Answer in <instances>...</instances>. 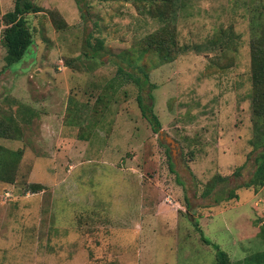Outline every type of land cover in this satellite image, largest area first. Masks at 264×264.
I'll list each match as a JSON object with an SVG mask.
<instances>
[{
    "label": "rangeland",
    "instance_id": "1",
    "mask_svg": "<svg viewBox=\"0 0 264 264\" xmlns=\"http://www.w3.org/2000/svg\"><path fill=\"white\" fill-rule=\"evenodd\" d=\"M15 1L0 0V155L22 157H0V264H217L199 228L231 264L258 260L264 185L238 186L264 152V0H32L33 43L7 67ZM141 70L159 132L126 76Z\"/></svg>",
    "mask_w": 264,
    "mask_h": 264
},
{
    "label": "trees",
    "instance_id": "2",
    "mask_svg": "<svg viewBox=\"0 0 264 264\" xmlns=\"http://www.w3.org/2000/svg\"><path fill=\"white\" fill-rule=\"evenodd\" d=\"M76 1L78 4L81 3V0H76ZM42 10H43L42 7L36 5L32 0H16L14 10L4 14L3 19L7 25V28L5 29L4 32L3 44L7 49V54L5 56L7 67L22 60L27 50L33 43V35L30 31V28L27 25V20L25 15L30 12L38 13ZM96 54H99V50L97 48H93V55L95 56ZM252 54H253L252 59L254 64V68H253L254 85L255 86L263 85L264 84V44H261L259 46L256 42H253ZM120 72L124 73L123 68H120ZM126 76L139 86L140 94L138 95L137 99L142 114L152 125L153 130L155 132H159L161 130V121L158 115L154 111V105L149 101L154 99L152 92H149L148 97L144 96V92L146 91L145 88L146 87L151 88L153 86L150 80L149 73L145 72L144 70H141V75L136 72H129L128 74H126ZM259 99L263 101L262 96H258V98H255L256 106L258 104ZM257 111L259 112L258 109ZM259 113L258 116L261 117L262 114ZM258 144L259 146H264L263 134L258 138ZM1 150H2V154L0 155V157L3 160L16 162V160L19 161L22 157V150L9 151L5 148H1ZM171 164L174 165L173 161H171ZM256 165L257 168L252 178L246 181L245 183L239 185L238 188L241 187L250 188L252 186L257 188L264 185V152H261L256 157ZM227 180L228 177L218 176L214 182V185L209 187L205 191L204 195L209 196L216 185L222 182H226ZM237 195L238 194L235 193V189H231L229 191L227 198H222V199L217 198V201L221 202L222 200L232 199L238 197ZM199 230L201 231L203 241L206 244L213 245L215 247L216 258L218 262L217 264H231L230 256L228 255V253L223 249H221L219 245L212 243V241L204 235L203 231L200 228ZM252 257L256 258L255 256ZM255 260L257 259H252V260L249 259L248 261H246L245 264H254L256 262L260 264H264V252L259 255L257 261Z\"/></svg>",
    "mask_w": 264,
    "mask_h": 264
},
{
    "label": "water",
    "instance_id": "3",
    "mask_svg": "<svg viewBox=\"0 0 264 264\" xmlns=\"http://www.w3.org/2000/svg\"><path fill=\"white\" fill-rule=\"evenodd\" d=\"M167 142H170L171 143V147L174 148V146H177L178 144L172 140L170 137H167Z\"/></svg>",
    "mask_w": 264,
    "mask_h": 264
}]
</instances>
